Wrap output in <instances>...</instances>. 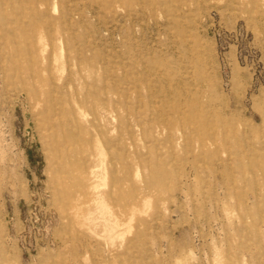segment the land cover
Instances as JSON below:
<instances>
[{
  "label": "rangeland",
  "instance_id": "374dc122",
  "mask_svg": "<svg viewBox=\"0 0 264 264\" xmlns=\"http://www.w3.org/2000/svg\"><path fill=\"white\" fill-rule=\"evenodd\" d=\"M0 264H264V0H0Z\"/></svg>",
  "mask_w": 264,
  "mask_h": 264
}]
</instances>
